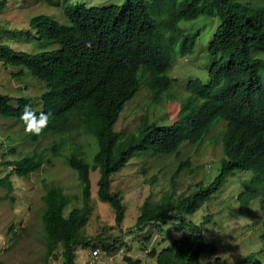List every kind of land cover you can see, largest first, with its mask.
Wrapping results in <instances>:
<instances>
[{
  "label": "trees",
  "instance_id": "trees-1",
  "mask_svg": "<svg viewBox=\"0 0 264 264\" xmlns=\"http://www.w3.org/2000/svg\"><path fill=\"white\" fill-rule=\"evenodd\" d=\"M5 6L6 0H0V12ZM62 11L68 24L36 14L27 27L36 31L37 38L55 41L56 48L29 53L0 42L1 63L18 68L12 75L21 77L27 69L43 86L39 110L33 108L29 95H20L12 104L8 93L0 92V116L25 123L22 115L27 107L34 114L27 119L39 128L41 113L52 114L42 131L27 134L34 142L30 152L3 159L16 152L10 147L1 154L0 164L6 172L0 176V186L6 187V197L14 187L12 175L29 176L44 162L50 163L49 153L63 156L79 182L81 196L77 197L61 185L43 180L40 221L45 262L61 256L63 264H76L78 247L100 248L111 254L128 248L123 247L120 235L86 232L92 211L90 172H99L96 197L110 205L120 225L126 206L123 192L112 186L113 174L145 154L173 155L175 160L168 188L157 199L146 197L128 226L131 232L147 227L159 232L168 223L174 225L170 234L161 236L167 244L160 248L145 247L152 232L140 235L139 247L154 258L155 264H210L201 262V256L207 258L217 252L222 258L216 255V264L259 263L255 255L264 252V0H123L100 6L67 4ZM209 17H215L217 24L205 46L212 57L208 80L190 78L185 84L188 94L175 111L167 108L163 116L171 119L161 124L151 115L165 99L172 103L169 90L174 89L176 80L168 71L174 57L191 54L200 36L199 28L191 31L186 24ZM142 86L151 114L141 117L134 129H116L125 103ZM220 118L226 123L222 132L214 135L222 150L218 173L208 185L198 182L190 191V184L186 192L177 193L178 173L185 170L192 176L199 167L194 163L191 166V158L179 157L181 148L203 141ZM81 132L91 138L86 148L77 140ZM46 133L57 137L39 148L37 135ZM91 155L89 162L86 156ZM235 170L251 173L237 198L240 208L258 198L263 229L259 252L228 263L223 253L229 245L217 242L225 236L206 237L204 222L212 215L197 224L185 221V217L199 209L219 189L224 177ZM155 180L154 176L147 179L151 184ZM80 197V204L64 211ZM12 234L19 232L13 230ZM122 258L130 264L138 263L128 253Z\"/></svg>",
  "mask_w": 264,
  "mask_h": 264
},
{
  "label": "rangeland",
  "instance_id": "rangeland-1",
  "mask_svg": "<svg viewBox=\"0 0 264 264\" xmlns=\"http://www.w3.org/2000/svg\"><path fill=\"white\" fill-rule=\"evenodd\" d=\"M123 0H54V3H48L46 0H6L5 8L0 12V42L9 44L16 50H23L29 53L56 48L58 44L52 40H43L37 38L35 30H27L29 19L36 14H46L51 18L58 20L61 24H68L67 18L63 15L62 8L67 4H78L84 6H100L110 2L121 3ZM215 17L200 18L189 22L186 27L191 31L200 30V36L191 54H185L193 57L190 65H178L180 56L174 57V62L168 74L175 75L181 73L183 69L191 74L183 79H175L174 89L169 91L172 94V103L166 99L162 105L156 107L151 115L152 119L158 120L161 124L167 123L169 116H163L167 108L174 111L178 108L177 104L184 99L187 92L184 89L186 82L190 78H198L202 82L208 80L207 68L212 57L205 50L208 40L216 27ZM184 28V24H182ZM192 28V29H191ZM185 29V28H184ZM176 66V73H171ZM14 66L5 67L0 61V92L8 93L10 102L15 104L20 95H29L33 98V108H42L41 92L43 90L40 81L35 79L29 70L21 77H15L12 72L17 71ZM151 114L148 107L147 92L142 86L135 96L125 103L116 129L130 130L134 129L139 123L140 118ZM224 127V121H217L211 128L209 135L196 145H188L181 148L179 157L184 159L191 158L190 164L199 166L197 172L186 175L182 170L175 177L178 182L176 192H186V187L190 184L200 182L201 185H208L219 171V158L222 154L221 144L214 135H219ZM29 132L25 131V123L20 120L4 118L0 116V159L1 154L5 153L10 147H14L16 152L7 154L3 159H14L24 153L32 150L34 142L28 137ZM40 142L39 148L51 144L53 138L57 136L46 133L37 135ZM90 137L82 132L78 135V141L83 143L85 148L90 142ZM50 163L44 162L40 169L32 172L27 177L12 175L13 189L6 197V187L0 186V264H63L61 256L57 259H51L48 262L44 260V245L42 236V226L40 221V212L42 207L41 195L44 192L43 180L61 185L65 192L81 196L80 187L75 171L64 162L63 156L49 153ZM90 162L91 157L86 156ZM175 160L173 155H140L135 157L128 166L113 174V187L120 189L124 194V204L126 206V215L120 225L115 221L113 209L107 202L101 201L96 197L97 179L99 172L97 170L90 172L91 180V215L85 226L86 232L95 234L120 235V240L124 241V246L128 248L118 253H108L99 248L98 254L92 256V250L89 248L78 247L76 250V264H130L123 260L122 255H128L138 260L137 264H155L153 257H148L146 252L142 251L140 245L141 236L144 233L152 232V238L146 243L148 249L162 247L167 244L161 241V236L170 234L174 227L168 223L161 230L154 227H147L144 230L135 229L128 231V226L133 224L134 218L139 214V206L146 197L153 199L170 185L171 177L174 171ZM145 168L144 172L141 169ZM6 172L4 165L0 164V176ZM155 177L153 184L147 179ZM251 176L249 171L235 170L226 175L219 189L211 194L204 204L191 214H187L185 221L200 223L207 215L212 219L204 222L207 238L221 237L217 242L222 246L229 245L224 249L223 255L231 263L233 259L245 256L253 249L261 245L260 233L262 232L261 211L257 197L251 199L242 208L238 193L242 190L245 181ZM182 178V180H181ZM184 178V179H183ZM245 178V179H244ZM197 186L191 187L190 191ZM81 202V197L74 200L65 207V212L70 206ZM211 214V215H209ZM13 225V229L9 227ZM168 227L169 230L164 229ZM171 228V229H170ZM19 232L13 235L12 231ZM120 230H122L120 232ZM166 238V237H165ZM122 247V248H123ZM139 247V248H138ZM61 250V247L59 248ZM138 249V250H137ZM216 255H202L201 262H210L216 264ZM206 258V259H205ZM222 258V255H221ZM259 263L253 261L246 264H264V252L255 255ZM215 261V262H214ZM132 264V263H131Z\"/></svg>",
  "mask_w": 264,
  "mask_h": 264
},
{
  "label": "clouds",
  "instance_id": "clouds-1",
  "mask_svg": "<svg viewBox=\"0 0 264 264\" xmlns=\"http://www.w3.org/2000/svg\"><path fill=\"white\" fill-rule=\"evenodd\" d=\"M193 59H194L193 57H190V56H188V55H184V54H182V55L179 57V60L177 61V64H178V65H190V64H192ZM171 73H176V66L173 67V69L171 70ZM189 75H191V74H190V73L187 71V69L185 68V69H183V70L181 71V73H179V74H175V75H171V74H170V78H171V79H183L184 77L189 76ZM184 89H185V91H186L187 94H188L189 91L185 88V86H184ZM185 97H186V96H185ZM185 97H184V98H185ZM182 100H183V99H182ZM180 103H181V102H180ZM180 103H179V104H180ZM29 115H34V114L31 113V110H30L29 108L26 107L25 112H24V114L22 115V119L25 120V131H26V132L33 133V134H37L39 131H42V128H43L44 126L47 125V123L50 121L51 116H52L51 113H41V119H40L39 122H38L39 125H40V127L37 128V127H34L32 120L27 119V117H28ZM218 121H224V125H225V123H226L225 120H224L223 118L218 119ZM179 233H180V234H183V231L181 230V231H179ZM262 247H264V246H262ZM96 249H97V254H98L99 249H98V248H96ZM93 250H94V249H93ZM93 250H92V256L95 257L96 254H95V255L93 254ZM253 251H254V252H259V248L253 249ZM206 256H207V255H206ZM201 257H202V256H201ZM246 263H248V262H242L241 264H246Z\"/></svg>",
  "mask_w": 264,
  "mask_h": 264
},
{
  "label": "built area",
  "instance_id": "built-area-1",
  "mask_svg": "<svg viewBox=\"0 0 264 264\" xmlns=\"http://www.w3.org/2000/svg\"><path fill=\"white\" fill-rule=\"evenodd\" d=\"M93 254H94V255L97 254V249H94V250H93Z\"/></svg>",
  "mask_w": 264,
  "mask_h": 264
}]
</instances>
